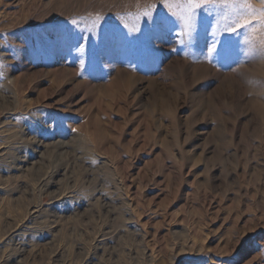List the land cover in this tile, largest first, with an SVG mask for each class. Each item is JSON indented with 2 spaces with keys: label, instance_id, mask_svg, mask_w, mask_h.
I'll return each instance as SVG.
<instances>
[{
  "label": "rangeland",
  "instance_id": "374dc122",
  "mask_svg": "<svg viewBox=\"0 0 264 264\" xmlns=\"http://www.w3.org/2000/svg\"><path fill=\"white\" fill-rule=\"evenodd\" d=\"M134 2L0 0V264H264V63L101 31L89 72L51 43Z\"/></svg>",
  "mask_w": 264,
  "mask_h": 264
},
{
  "label": "snow or ice",
  "instance_id": "6c2138e0",
  "mask_svg": "<svg viewBox=\"0 0 264 264\" xmlns=\"http://www.w3.org/2000/svg\"><path fill=\"white\" fill-rule=\"evenodd\" d=\"M117 18L116 28H102L101 11L72 14L52 26L51 43L76 55L79 67L89 72L95 71L96 58L102 52L100 42L91 38L101 31L104 45L132 37L143 46L153 34L171 37L172 44L182 45L187 54L215 61V66H226L233 73L245 63H264V0H135L125 4ZM85 53L87 65L80 58Z\"/></svg>",
  "mask_w": 264,
  "mask_h": 264
},
{
  "label": "bare ground",
  "instance_id": "6f19581e",
  "mask_svg": "<svg viewBox=\"0 0 264 264\" xmlns=\"http://www.w3.org/2000/svg\"><path fill=\"white\" fill-rule=\"evenodd\" d=\"M58 144L60 147L64 146V143H62V142H59Z\"/></svg>",
  "mask_w": 264,
  "mask_h": 264
}]
</instances>
